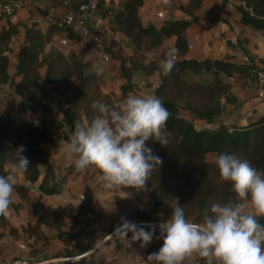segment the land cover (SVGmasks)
I'll use <instances>...</instances> for the list:
<instances>
[{
    "label": "trees",
    "instance_id": "obj_1",
    "mask_svg": "<svg viewBox=\"0 0 264 264\" xmlns=\"http://www.w3.org/2000/svg\"><path fill=\"white\" fill-rule=\"evenodd\" d=\"M220 1L225 4L229 0ZM235 1L239 22L264 36V0ZM4 2L0 0V6ZM201 2L187 0L186 6L180 7L189 19L169 20L155 27L151 23L142 24L137 15L143 0H97V16L103 20L104 54L117 61L115 76L124 80L118 87L117 98L101 91L105 75L93 70L89 61H83L73 52L44 51L58 30L63 31L67 38L79 40L81 36L71 27L65 25L60 28L53 22L41 30L37 21L22 24L11 22L13 14L2 15L0 85L8 82L15 98V114L9 110L0 112V175L22 177V183L15 185L14 195L27 204L33 221L16 229L8 225L4 216H0V239L5 235L19 239L26 250L23 259L26 264H85V258L91 256L93 250H101L110 241L113 253L118 251L120 245L115 241L114 233L106 236L110 229L88 234L67 231L68 225L79 221L78 212L73 207L75 197L63 185L66 173L56 180L45 146L56 145L63 136L67 140L73 134L76 122L98 114L92 107L94 102L116 107L131 92L137 74H141L144 85L152 89L151 93L162 98L170 113L165 129L168 144H161L153 138L145 142L153 154L162 159V164L147 181L146 189L137 190L150 201V211L126 219L132 223H145L137 226L153 232V239L148 244L141 246L138 240L140 252L128 249L131 255L132 251L137 253L138 263L150 264L148 255L158 251L162 245L157 222L170 216L174 200L184 207L186 217L197 223H202L204 213L210 212L214 203L241 202L231 184L220 178L213 163L216 154L235 153L264 171V114L242 125L228 124L226 119V115L239 110V104L230 94L227 79L237 71L250 76L251 69L257 68L253 65L255 62L264 68V55L253 59L245 51L248 63L241 64L227 58H183L188 47L185 29L194 21L193 12L200 8ZM65 5L78 9L81 4ZM52 17L55 18L54 15ZM19 27L23 30V40L13 71L9 72V41ZM118 33L126 39L124 47L129 48L131 54L123 55L122 42L113 38ZM170 36H174L172 46H162ZM159 47L164 52L176 48L179 55L175 68L169 75L161 76L162 82L157 86L154 74L159 70L158 63L145 61L147 54ZM225 103L233 105L227 112ZM55 110H58V116H55ZM28 112L33 114L32 119L24 117ZM20 145L25 147L23 155L31 164L26 172H13L15 148ZM208 154H212L211 162L206 161ZM30 189L36 191L35 199L28 198ZM41 196H60L65 204L51 208L40 201ZM83 208L80 206V210ZM259 222L264 224V217H260ZM123 237L126 243L129 242L127 236L123 234ZM98 242L100 244L96 245ZM102 264L123 263L111 258ZM199 264H204V261L199 260Z\"/></svg>",
    "mask_w": 264,
    "mask_h": 264
},
{
    "label": "clouds",
    "instance_id": "obj_2",
    "mask_svg": "<svg viewBox=\"0 0 264 264\" xmlns=\"http://www.w3.org/2000/svg\"><path fill=\"white\" fill-rule=\"evenodd\" d=\"M178 55L176 48L147 54L145 62L156 61L159 66L154 74L157 86L160 77L175 68ZM92 107L98 114L76 122L71 137L59 145L67 164L79 172L94 167L99 172L97 181L106 189H146L162 159L145 142L153 138L168 144L165 129L170 113L162 98L154 93H130L116 107L99 101ZM24 151L23 145L15 148L13 172L28 170L31 161ZM213 163L241 202L214 203L202 223H197L188 219L184 207L174 200L170 216L159 224L162 245L148 255L150 264H199V260L204 264H264V224L259 222L264 217V171L235 153L220 152ZM16 183L15 175H0V216L10 214ZM83 199L81 194L79 202ZM245 201L250 210H246ZM121 220L115 231L125 236L131 232V239L141 241V246L153 239L152 231L123 217Z\"/></svg>",
    "mask_w": 264,
    "mask_h": 264
},
{
    "label": "crops",
    "instance_id": "obj_3",
    "mask_svg": "<svg viewBox=\"0 0 264 264\" xmlns=\"http://www.w3.org/2000/svg\"><path fill=\"white\" fill-rule=\"evenodd\" d=\"M66 3V0H24L22 6L14 11L11 22L19 21L22 24H26L33 20L37 21V26L41 30H44L47 25L43 21L44 16L47 14L61 15L67 8L65 5ZM186 4L187 0H143L141 6L137 9V15L142 24L151 23L155 27H159L169 20L189 19V16L180 9V7L186 6ZM235 4V0H229L225 4H221L220 0H202L200 8L193 12L194 21L185 29L188 47L183 58H193L196 60L227 58L230 62L241 64L248 63L244 56L245 51L253 59L264 55V36L261 35L260 32L249 30L239 22L238 14L234 9ZM99 20L101 19L99 18ZM2 24L3 21L0 20V25ZM113 38L116 41L122 42L123 55H129V48L124 47V42L126 40L124 36L118 33ZM22 40L23 30L19 27L17 33L12 36L9 41V72L13 71L15 58ZM173 41L174 36H170L164 41L162 46L171 47ZM161 47L153 49L152 52H160ZM242 48H244V51ZM49 49H56L63 54L73 52L83 61H89L92 69L95 71H99V69L103 68V71L100 72L104 73L105 78L101 83V91L105 94L112 95L110 90L114 88V93H116L117 96L119 95L118 87L124 83V80L115 76V69L118 66L117 61L108 55H100L86 38L81 37L79 40L67 38L63 31L58 30L52 35L51 39L44 47L45 52ZM105 63L107 65L109 64V68H107ZM253 65L257 67V70L260 69L256 62ZM227 81L233 100L235 99L239 104L238 111L226 115L228 124L242 125L264 114V80H260L258 75L253 76L251 74L250 76H245L241 71H237L232 77H229ZM144 84L145 80L143 77L141 78V74H137L136 78L133 80V88L127 95L130 93H151L152 89L146 87ZM12 94L8 82L0 85V112L9 110L15 114V98ZM232 106V103H225L224 108L226 112L230 110ZM54 114L58 116V110H55ZM24 117L26 119H32L33 114L28 112ZM56 163H58L57 160H54L51 162V165L55 166L57 165ZM16 180L17 183H22L23 181L20 175H17ZM36 197L37 195L35 198ZM40 201L46 206H50L43 201V196H41ZM246 203L248 202H245V204ZM56 205L50 207L53 208ZM13 206L14 207H11L10 214L5 217L10 227L19 229V227L26 222L33 221V217L29 214V207L27 204L21 202L15 195ZM19 210H21L23 214ZM11 216H13L12 219ZM7 240L21 243L19 239L10 238L7 235L1 238L0 264H7L9 259V256H7V249L10 247H5ZM100 242H102V240ZM98 243L96 245H98ZM125 253L129 254L127 250H125ZM18 257L19 259L16 260V262L23 261L26 257L25 248ZM94 258L93 252L91 256L85 258V264H87V260L91 261V259ZM102 261L104 260L98 258L95 263L91 262L90 264H102ZM132 262L133 260L130 263ZM134 262L133 264H147Z\"/></svg>",
    "mask_w": 264,
    "mask_h": 264
},
{
    "label": "rangeland",
    "instance_id": "obj_4",
    "mask_svg": "<svg viewBox=\"0 0 264 264\" xmlns=\"http://www.w3.org/2000/svg\"><path fill=\"white\" fill-rule=\"evenodd\" d=\"M105 65L107 64L105 63ZM108 65L107 68H109ZM251 71L253 76L258 75L259 71L256 68H252ZM114 92V88H112L110 93L113 95V97L116 96L114 98H117L119 95L117 96V94ZM64 139L65 138L63 136L56 145L51 147L46 146V150L50 161L53 162L54 160H57L58 162L56 163L57 165H53L56 174V180H60V178L66 173L67 175L65 177V183L63 185H65L69 193L75 197L73 207L78 212L79 221L74 225H68L67 231L71 233L78 232V234H88L89 232L100 231L102 229H114L112 232L114 233L113 236H115V241L120 245L118 251L113 253V245L110 241L107 246L101 250H93L95 258L91 259V261L87 260V264H90L91 262L95 263L98 258L103 259L104 261H109L111 258H115L124 264H133V262L136 260L134 262L136 263L138 260L136 259L138 258L136 252H140L141 249L138 240L133 241L131 239L132 234L129 233L127 235L129 242L126 243L123 239V233L115 231V229L123 222L121 217L126 220L127 218L129 219L133 216H142L147 214L150 211V201L144 198L136 189L130 187L118 188L114 190L106 189L102 183L97 181L99 172L97 173L94 167H89L83 172L76 173L77 170L75 167L67 164L66 158L59 147L60 143ZM212 160V154H208L206 156V161L211 162ZM15 177L17 178L16 175ZM81 194L83 195L84 199L79 202ZM36 195L37 193L33 189L28 191L29 199H35ZM43 201L50 206L56 204H65V200H63L60 196H54L53 198L43 196ZM80 206L84 207L83 210H80ZM245 208L246 210H250V204L246 203ZM19 211L22 213L21 210ZM12 218L13 216H11V219ZM162 222L164 221L157 222V224ZM147 224L148 223H146V225ZM5 247H10L7 249V256H9L7 264L25 263L24 261L16 262V258H19L18 256L20 253L24 251V247H22L20 242L7 240ZM129 248H132L136 251L131 252L133 256L130 253H125V250L128 251ZM132 260L133 262L130 263Z\"/></svg>",
    "mask_w": 264,
    "mask_h": 264
},
{
    "label": "built area",
    "instance_id": "obj_5",
    "mask_svg": "<svg viewBox=\"0 0 264 264\" xmlns=\"http://www.w3.org/2000/svg\"><path fill=\"white\" fill-rule=\"evenodd\" d=\"M68 4L80 3L78 9L67 6L61 15L47 14L43 21L46 24L56 22L58 27L69 26L74 32L91 42L93 48L104 56L102 43V21L97 16V0H66ZM23 4L21 0H5L0 6V19L3 14L12 15ZM258 78L264 80V68L258 69ZM79 257V256H78Z\"/></svg>",
    "mask_w": 264,
    "mask_h": 264
},
{
    "label": "water",
    "instance_id": "obj_6",
    "mask_svg": "<svg viewBox=\"0 0 264 264\" xmlns=\"http://www.w3.org/2000/svg\"><path fill=\"white\" fill-rule=\"evenodd\" d=\"M136 225H138L137 223H135ZM114 231V229H111L109 230L107 233H106V236H108L110 233H112ZM73 259V258H72Z\"/></svg>",
    "mask_w": 264,
    "mask_h": 264
},
{
    "label": "bare ground",
    "instance_id": "obj_7",
    "mask_svg": "<svg viewBox=\"0 0 264 264\" xmlns=\"http://www.w3.org/2000/svg\"><path fill=\"white\" fill-rule=\"evenodd\" d=\"M24 264H26V263H24Z\"/></svg>",
    "mask_w": 264,
    "mask_h": 264
}]
</instances>
